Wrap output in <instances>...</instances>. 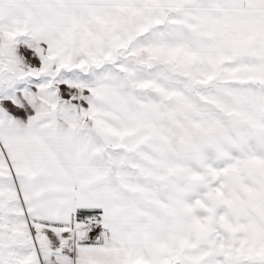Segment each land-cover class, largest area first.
Masks as SVG:
<instances>
[{
  "label": "snow or ice",
  "instance_id": "obj_1",
  "mask_svg": "<svg viewBox=\"0 0 264 264\" xmlns=\"http://www.w3.org/2000/svg\"><path fill=\"white\" fill-rule=\"evenodd\" d=\"M0 264H264V0H0Z\"/></svg>",
  "mask_w": 264,
  "mask_h": 264
}]
</instances>
